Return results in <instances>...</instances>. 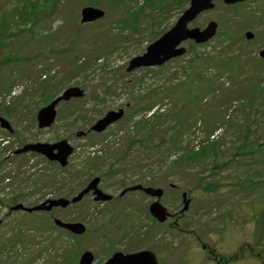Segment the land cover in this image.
I'll use <instances>...</instances> for the list:
<instances>
[{"label": "rangeland", "instance_id": "1", "mask_svg": "<svg viewBox=\"0 0 264 264\" xmlns=\"http://www.w3.org/2000/svg\"><path fill=\"white\" fill-rule=\"evenodd\" d=\"M0 1L8 6L7 9L6 7L4 8V13L15 6L14 0ZM107 1L111 3L109 4ZM124 1L128 2V0ZM152 1L133 0L135 2V8L132 10L134 11L135 18L130 16V12L126 14L127 17L137 20L135 31H133L128 26L119 29H113L112 26L113 24L118 25L120 23V20L125 16L124 12L126 9L131 8V4L129 3L125 7L120 3H113L111 0H103V3L106 2V5L101 7V9L106 13L105 18L89 25L79 24L81 27L79 28L78 45L72 48V50H65L59 57L54 56L53 52L55 50L66 49L69 46L70 37L73 35V30L76 29L73 24L74 16L79 15L81 7L89 5L86 0H74V3L68 6L62 5L64 11L60 10V6L56 4L53 12L49 13V15L52 14L50 21H39L32 26L34 28L33 36H29L27 34L28 32H24L20 36L22 38L12 39L14 40L13 44L0 46V60L8 58L11 61L10 63L0 64V96L5 100V103L2 105L12 106L13 104V109H16L12 113H6L3 108H0V116L4 117L14 130V134L7 137L8 133L0 128V138L7 139L9 141L7 146L10 147L9 150H5L3 163H0V200L4 204L0 205V232H6L3 235L4 238L12 236L14 230L13 225L16 226V221H21L24 218L27 219V216L28 222L33 221L35 225L29 224L35 226V228L40 225L37 216H25L20 213L8 214L7 205L12 201L16 199L20 203L34 205L47 198L60 197V195L67 196L76 192L92 176L104 173L109 168V164H111V168L114 166L115 172L112 175L105 174L101 176L100 188L110 194H115L124 182L134 183L144 177H148L149 182H154V184H165L166 181L169 184L175 185L178 188L177 193L179 194L181 191H188L193 201L190 204L191 208L185 214H182V218L179 220V228L184 226V229L189 230L191 233L180 234L171 231L175 236H182L174 240L170 233L165 235V231L161 230L157 232L158 226L154 223L152 224L146 216H143L145 214L144 207L149 204L150 199L148 200L142 197L139 193L125 197L113 204L98 206L99 211L97 216L94 215V217L92 213L95 212L97 207L87 197L76 206L73 205L54 212V216L56 215V217L63 221L83 220L84 222L82 223L89 230L78 241H73V243L77 242L76 246L73 244L70 245L67 237H61V240L65 242V248L70 245L65 256L67 260L73 257L74 250L76 249H78L79 254L85 250L93 252L96 260L94 264H99L117 248L120 251L127 249L132 251L135 246L136 251L142 247H150L153 252H156L158 250H164L166 247L165 243L172 244L174 250L179 247L178 245L180 243H187L186 245L188 247L195 249L196 245L192 243L193 241H189L199 237L200 239L209 241V248H212L211 241H216L219 244L227 241V232L225 230L218 232L215 238H213L212 234L208 235L220 225L219 215L228 212L235 213L237 208L235 202L243 203L248 197V194L243 196L245 193L239 189H244L246 186L236 187L239 185L237 182L244 181L249 177L246 179L248 184L251 185V188L255 187L256 189L250 192L249 190L246 191L249 193L248 201L250 203L258 202L260 196L264 200V185L261 186L262 182L258 180L259 178L264 181V160H261L260 167H254L249 160L250 157H246L249 154V149L243 148L240 150L241 145L249 146L250 141L259 144L264 135V102L261 104L263 99L261 98L259 100L260 102H255L251 105L248 104L254 101L253 98H257L258 96L254 92L249 93L247 85L251 80L258 77L264 69V64L256 60L254 55L251 56L252 59L237 60L235 66L241 65L235 67L236 69L225 66H215L216 68L210 66L208 69V72H210L208 87L210 85L212 89H215V93L204 96L202 103L196 99L197 96L191 97L190 102L186 105V98L180 97L175 102V108L172 112H170V108L173 107V104L165 100L166 105L159 107H163L165 110L164 114L168 111L169 116L166 118L163 117L161 123L151 119L147 125H142L143 127L145 126L144 130L140 128L131 129L130 127H126L130 125V122L126 123V117L121 122L123 124H116L106 133L102 134L105 138L110 134L106 138L107 140L103 142V145L111 151L108 153L104 148V151L98 154L100 157L103 156L105 161L103 166L98 171L90 172L89 169L93 168H86L87 164L83 165L85 159L92 157V152L90 155L87 154L85 145L87 146L93 139L102 136L93 137L92 139L91 136L88 139L83 137L77 138L75 136L76 132L84 131L94 120L102 116L105 112L115 110L120 106L124 108L127 105L135 104V108L140 111L139 115H149L151 110L146 105H139L145 99L144 95L146 92L152 88L165 85L170 78L173 79L167 85L176 87L180 84H186L188 75H190L189 68H199V65L196 64V60L198 59H196L195 55L200 56L202 53L207 52L209 57L215 52H220L222 46L227 48L226 44H230L225 38H221L222 41H218L219 38H217L205 46H194L192 43L186 42L183 45L188 52L183 57L173 60L161 68L155 69L157 71H154V69L152 71L149 69H139L127 73L126 68L129 61L143 54L147 46L156 40L159 34L170 29L181 12L187 8L182 0H157L161 7L158 6V9L152 12L153 20H155L152 23L147 15H144L145 10L150 9ZM223 7V5L217 4L213 10L198 16L190 26L203 28L208 21H217L218 19L228 22L224 18L230 15L232 16L233 11ZM44 11L45 9H40L39 14L42 13V17L48 12ZM63 12L70 13V17H66ZM145 14H149V12ZM1 15L0 25L8 23L9 20ZM76 22L78 23V17L76 18ZM61 23L63 27L59 26ZM47 24H51L53 32L52 30L50 32L56 37L52 38L51 35H46L45 30L49 31L46 29ZM251 29V31L257 32L259 31V25L257 23L251 24ZM236 30H233L231 34L235 36L239 35L240 32L238 31L240 30ZM102 31L106 33V39L111 34L120 35L122 38L120 41H113L108 45L111 50L104 57L100 58V61L95 63L98 66L92 68L94 70L88 71L87 77L80 74L73 75L63 72L64 62L62 60H69L76 52H82L85 49H95L94 54L100 55L101 44L105 41L101 40L97 42L96 36L102 35ZM12 32H16V29L12 26L5 28L6 34ZM2 37L6 38L3 41L6 42L7 36ZM261 45H264V40L258 38L254 40L253 44H250V49L253 50L256 46ZM236 50V48H232L229 50V53L236 55ZM189 60H191V63H188ZM102 64L106 67H99ZM41 71L56 74L55 81L52 83L54 85L52 86L50 84V91L51 88L61 89L77 84L86 92V97L82 101L83 103H76L83 106V110L76 111L72 117L66 118V116L71 114L72 109H67L64 106L59 107V114L55 124L45 130H38L34 117L35 108L42 106L41 85L37 81V75ZM227 74H229L233 82L226 79ZM212 75L216 76L217 80ZM7 78H10L9 82L14 86L11 90L13 91L14 89L15 94L22 93L20 95L23 99L22 103L21 99H8L6 96V93L10 91L6 92V87L2 82ZM236 81L237 84L232 88V85ZM198 89L199 91H204L206 85L204 87L199 86ZM159 91L161 89L154 92ZM244 97L250 98L244 99ZM225 101L226 103L224 104ZM130 108L127 111V115ZM181 111L185 117L188 112L193 111V115H190V119H186V123L184 124L187 126L189 122L193 123L195 121L196 125L190 130L184 129L180 138L175 143L171 140L174 135L171 129L176 123V118L173 115ZM212 111L219 112L220 116L226 114L228 117L224 119L225 121H230L226 123L228 126L223 127L219 123L216 118L218 114L211 118ZM84 115L85 120H83ZM138 120L141 119L137 116L131 119L132 122H135V125ZM246 128H250L252 133L250 134ZM148 130L152 131V135L146 137ZM212 135L216 136L214 140L219 142L213 150L207 148L204 155L188 163L176 161L178 157L185 155L189 151H197L199 145L206 141H209V144H206L204 147H209ZM66 138L75 150L69 158V165L66 168L69 170L65 171V173H62L59 167L55 165L46 164L40 156H36L33 160L27 162L23 156H15L12 153L13 150L19 146L21 147L23 144L32 142L53 143ZM127 138L143 139L144 147L135 145L132 151L123 154L122 152L125 149H129L125 143ZM103 145L101 146L103 147ZM196 145L198 147H195ZM251 153L253 155H263L262 151L255 152L254 146H252ZM119 156L122 157L120 161ZM260 158H264V156ZM175 161L178 165L174 163ZM225 161H228L226 165L224 164ZM35 163L39 167L36 171H33L29 166H33ZM254 169L255 173L259 172L262 174L257 175L253 173L252 177L251 173L252 171L254 172ZM53 174L57 175L55 184H52L51 181H43L50 185H45L43 182L36 185V179L40 175L51 177ZM59 174L61 176H58ZM164 176H167V179ZM28 177L30 178L28 179ZM204 179L205 185L213 181L215 183L219 181V189L214 191L212 187L207 188L205 186L202 189L203 185L201 183ZM34 181L35 183H33ZM259 193L260 195H258ZM16 194L18 195L14 198L13 196ZM175 194V191L172 193L169 190L160 200L162 204L172 211L181 208L179 198ZM229 203H233V205ZM245 212V220L240 219L236 214L234 215L233 228L242 231L246 227L247 231L237 233L233 246L237 250L241 244L247 243L251 245V251L254 254L264 252V241L257 243V238H261L263 234H258L259 228L256 227V217L259 219L262 217L258 214L255 207ZM98 217L102 219L100 220ZM141 224L146 225L143 228L141 226L140 229ZM259 227L264 229V221L259 222ZM134 229L139 234H137L138 237L135 236V240L137 239L140 242L135 245L134 241L132 242L134 236H128L127 239L122 237L128 233L130 235ZM153 231L157 232L156 237L151 235ZM192 232L200 233V236L195 237ZM27 234L33 239V243L29 245V249L33 252L36 250V260H40L39 264H48V258L50 256L57 258L61 253L50 247L51 240H48L50 233L27 232ZM23 243L27 244V242ZM161 243L164 245L162 246ZM14 250L13 252H16V255L12 258L0 257V264H18L28 259V255L24 256L29 252L28 250H20L18 246ZM182 252V250L177 249L174 252L168 251L161 254L163 256L166 255L164 259L169 264H182L180 255ZM232 253L230 251L228 254L230 255ZM197 254V259L192 262L185 261L184 264H213L212 259L208 258L207 250L198 248ZM246 256L257 261L252 253L246 252L235 264H243ZM157 258L160 262L162 261L160 255ZM41 259L43 260L42 262ZM262 264H264V261Z\"/></svg>", "mask_w": 264, "mask_h": 264}, {"label": "water", "instance_id": "2", "mask_svg": "<svg viewBox=\"0 0 264 264\" xmlns=\"http://www.w3.org/2000/svg\"><path fill=\"white\" fill-rule=\"evenodd\" d=\"M190 6L189 8L182 14V16L178 19L175 26L166 34H164L158 41L152 44L148 49L147 53L142 56L133 59L128 67V71H131L134 68H139L142 66H153V65H161L167 60L180 56L184 53V49L176 50V47L187 39H192L196 43H202L207 41L214 35L215 24L209 23L208 26L203 30L199 31L198 29L189 30L187 25L201 12L212 9L213 2L217 0H189ZM226 5H232L235 3L242 2L244 0H221ZM103 15L102 12L92 8H85L81 12V22H91L96 19L101 18ZM250 37V36H248ZM262 57H264V53H260ZM81 92L76 89H68L64 92L63 96L53 101L49 106L43 108L39 111L37 115V120L39 124V128H45L52 124L55 117V106L61 100H68L71 97H80ZM122 115V112L119 113H108L105 118L98 121L96 125L92 128L94 131L103 130L108 124L113 121L119 119ZM1 127L9 129L8 124L0 119ZM59 148V152L57 155H52V151L54 148ZM35 151L45 155L50 160H57L62 166L66 165V158L71 152V150L66 146L65 142H61L54 146H49L45 144H36L34 146H26L22 150L25 151ZM98 183V179L93 180L89 186L74 197L71 202H78L84 194H86L90 190H94V194L96 195L95 200L106 201L109 200L110 197L103 195L100 191L96 189V185ZM139 188V187H137ZM147 192L151 196L160 197L162 192L160 190L146 189ZM46 203L37 206L33 209H26L28 212L34 210H50L52 207L60 206L66 207L69 204L68 200L59 199L56 201H50L48 206ZM188 202H184L183 210L187 209ZM14 210L21 209L20 206L14 207ZM149 212L153 217L158 219L159 221H164L167 213L165 208L161 206L159 202H154L149 207ZM54 223L64 228L74 234L80 235L84 233L85 228L80 223H63L60 220H55ZM93 260V256L91 253L86 252L82 255L79 264H91ZM104 264H157L154 255L150 252L143 251L140 253H136L133 255L122 256L121 254H114L106 263Z\"/></svg>", "mask_w": 264, "mask_h": 264}, {"label": "trees", "instance_id": "3", "mask_svg": "<svg viewBox=\"0 0 264 264\" xmlns=\"http://www.w3.org/2000/svg\"><path fill=\"white\" fill-rule=\"evenodd\" d=\"M61 1H64V2H67V1H74V0H19L18 1V8L19 9H13L10 11V13H8L6 16H2L4 17L5 19H8L10 22H16L18 21V23H20L23 27L22 30L18 29V32H25V31H29L30 33L34 32V28H32V26L36 23H38L39 21L42 22V13L39 14L40 12V9H45L44 12L48 11L47 14L49 13H52L53 12V9L55 8L56 4H60L59 2ZM88 4H92V5H95V6H99L101 3H103V0H86ZM255 5L258 4L260 1L263 2L262 0H251ZM150 8H153L155 5V0H153L150 4ZM251 5L249 4H240L238 6H233L231 7V9L234 10V13H242V12H245V10L248 8V9H252L250 7ZM259 8L257 7V10ZM47 14H44V15H47ZM250 19L254 17V14H251L249 13L247 15ZM73 24L75 26V28H79V26L73 21ZM3 25H0V34H3ZM46 28H49V26H46ZM78 31V29H77ZM77 31L70 37V43H69V46L65 49H72L74 47H76L78 45V33ZM65 50L63 49H60L57 51V53L59 54H62ZM215 57H207V59H204L202 58L203 56H199L196 60V62L198 63L199 67H200V71H191V73H194V72H197L199 73L198 74H195L193 76L192 79V82L193 81H199V83H203V82H207V74L209 73L208 72V69L209 67H213V68H216L215 66H220L218 63H221V65L223 66H228L229 65V61L228 62H221L220 60H223V57H226L225 55H222V52L220 53H214ZM79 55H77V58H73L72 60V65H75L77 64V61L79 60ZM2 60H9L8 58H4ZM216 64V65H214ZM214 78L216 79V76H214ZM51 80V78H48L47 80H45L43 82V84L41 85V88L42 90L44 91V95L42 97V100L43 102L48 100V97L49 96H46V88L48 87V84ZM217 80V79H216ZM209 90L213 91L212 87L209 85ZM258 97L257 98H253L254 101H251L250 103L248 104H253L255 102H260L259 100H261L262 98V95L261 94H256ZM250 97H246V99H249ZM246 104V105H248ZM257 104V103H256ZM255 104V105H256ZM11 111H13V108H10V109H6L5 112L6 113H10ZM157 118V117H156ZM151 120V118L147 119V118H144L142 120V122H139L138 126L139 125H143V124H148V122ZM179 121V124L181 123L180 120ZM247 129V128H246ZM179 131L176 132V134L178 133ZM152 134V131L151 130H148V135H151ZM216 146V143H212V145L210 146L211 149L213 150L214 147ZM205 150L201 151L198 155L204 153ZM94 165V164H93Z\"/></svg>", "mask_w": 264, "mask_h": 264}, {"label": "flooded vegetation", "instance_id": "4", "mask_svg": "<svg viewBox=\"0 0 264 264\" xmlns=\"http://www.w3.org/2000/svg\"><path fill=\"white\" fill-rule=\"evenodd\" d=\"M100 184H101V180H100ZM99 184V185H100ZM86 185V184H85ZM85 185H84V187H85ZM131 187V186H130ZM125 189H127V188H125ZM124 190V189H123ZM139 193H142L141 191H139ZM144 196H145V194L144 193H142ZM118 197V196H117Z\"/></svg>", "mask_w": 264, "mask_h": 264}]
</instances>
